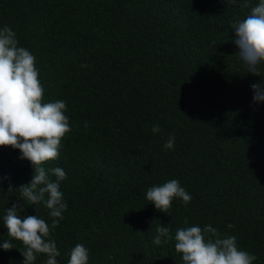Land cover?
Listing matches in <instances>:
<instances>
[{
    "label": "trees",
    "instance_id": "obj_1",
    "mask_svg": "<svg viewBox=\"0 0 264 264\" xmlns=\"http://www.w3.org/2000/svg\"><path fill=\"white\" fill-rule=\"evenodd\" d=\"M243 3L0 0V28L35 56L44 102H66L71 130L59 157L43 165L66 173L67 209L50 233L57 264H68L77 244L88 249V264H183L174 236L193 225L235 236L253 264H264V102L253 103L251 88L264 86V66L254 76L235 56L231 26L258 0ZM19 157L0 148V177L8 178L0 184V245H13L0 249V264H23L25 249L3 227L12 204L51 226L42 203L8 193L9 183L31 182L32 165ZM172 179L192 199L174 198L163 213L146 192ZM159 223L172 239L156 245ZM46 259L38 254L34 264Z\"/></svg>",
    "mask_w": 264,
    "mask_h": 264
},
{
    "label": "clouds",
    "instance_id": "obj_2",
    "mask_svg": "<svg viewBox=\"0 0 264 264\" xmlns=\"http://www.w3.org/2000/svg\"><path fill=\"white\" fill-rule=\"evenodd\" d=\"M242 7L249 8V0H244ZM231 27L235 33L232 41L237 49L235 56L248 73L260 77L264 66V0H258L250 7L249 13ZM251 88L253 103L264 102V86L257 83ZM44 93L35 56L25 47L18 46L16 34L10 27L0 28V148L19 150V158L29 161L33 169L29 184L13 189L9 183L8 193L19 190L21 198L29 204L42 203L49 210L51 219L49 226L37 215L21 217L18 211H23V206L19 200V203L8 207L3 227L7 236L20 242L25 249L23 264H34L38 254L46 255L45 264H57L60 252L50 233L63 219L62 214L67 209L60 191V182L66 178L65 171L59 167L46 170L43 166L59 157L61 141L71 130L69 118L65 115L66 102H44ZM84 126L87 127L88 122ZM159 131V125L152 127L153 133ZM174 142L175 137H170L164 148L171 149ZM6 179L0 177V184ZM145 198L163 213L172 207L174 198H179L184 204L192 199L176 179L149 188ZM184 223H188L187 219ZM227 227L231 229L233 225ZM156 233L153 240L156 245L161 244L162 237L172 239L168 227L161 223ZM174 241L175 251L181 255L183 264H253L257 259L241 250L235 236H224L211 225L177 229ZM0 249L9 251L13 245L6 241ZM69 257L68 264H88V249L77 244Z\"/></svg>",
    "mask_w": 264,
    "mask_h": 264
}]
</instances>
